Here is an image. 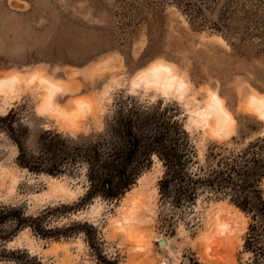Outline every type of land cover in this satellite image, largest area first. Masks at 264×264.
Instances as JSON below:
<instances>
[{
	"label": "rangeland",
	"instance_id": "obj_1",
	"mask_svg": "<svg viewBox=\"0 0 264 264\" xmlns=\"http://www.w3.org/2000/svg\"><path fill=\"white\" fill-rule=\"evenodd\" d=\"M159 64L174 84L142 81ZM254 99L264 104V0H0V119L12 114L0 121V206L26 217L53 209L43 229L55 231L26 227L6 248L40 264H264V219L201 185L193 200L162 194L155 155L117 201L86 199L84 165L50 175L18 160V143L37 154L46 132L81 145L121 110L158 108L183 125V163L197 179L214 156L264 137ZM213 100L232 119L221 134ZM260 190L264 198V179Z\"/></svg>",
	"mask_w": 264,
	"mask_h": 264
},
{
	"label": "trees",
	"instance_id": "obj_2",
	"mask_svg": "<svg viewBox=\"0 0 264 264\" xmlns=\"http://www.w3.org/2000/svg\"><path fill=\"white\" fill-rule=\"evenodd\" d=\"M11 113L0 121L10 119ZM183 125L173 117L165 118L155 109L119 111L110 131L96 141L70 146L60 134L46 132L40 137L37 154L25 152L19 145V164L31 172L58 175L77 165L86 168L89 182L86 199L101 197L120 200L131 190L143 169L155 155L163 163L165 173L160 182L162 194L174 188L178 202L193 200L197 185L229 195L232 202L256 220L264 219V198L260 185L264 179V137L250 143L239 155L214 156L216 165L193 179L186 172ZM13 138V135H11ZM47 209L37 217H26L20 207L0 206V261L13 264H40L23 250H9V243L22 229L32 228L40 236L50 232L43 222L52 213ZM249 248V241H246ZM250 250V249H249Z\"/></svg>",
	"mask_w": 264,
	"mask_h": 264
},
{
	"label": "bare ground",
	"instance_id": "obj_3",
	"mask_svg": "<svg viewBox=\"0 0 264 264\" xmlns=\"http://www.w3.org/2000/svg\"><path fill=\"white\" fill-rule=\"evenodd\" d=\"M14 77V76H13ZM39 77V75L37 77H35V79H37ZM11 78V77H10ZM40 79H42L41 77H39ZM38 78V80H39ZM34 79V81H35ZM8 80V79H7ZM14 80H16V78H11L10 80L7 81V85H10L12 87V83L14 82ZM19 81V79H17ZM37 80V81H38ZM45 80V79H44ZM3 81V80H2ZM32 81V80H31ZM142 81L147 84V85H161L162 87H166L171 85L172 83L174 84L175 81V77L173 75H171V70L163 65H155L154 67H152L148 73L146 74V76L142 79ZM5 82V81H4ZM3 82V83H4ZM20 82V81H19ZM43 82V81H42ZM45 82H47L45 80ZM44 82V83H45ZM2 85H5L3 84ZM6 83V82H5ZM33 83V81H32ZM43 83V84H44ZM14 84H17L16 82ZM42 85V84H41ZM45 86V85H44ZM51 87V86H50ZM172 87V86H171ZM181 87V84H180ZM7 88V87H4ZM3 88V89H4ZM12 90V89H10ZM54 90V89H53ZM167 90V89H166ZM7 91V89H6ZM4 92V91H3ZM216 100V99H214ZM212 102L211 104V112L210 115L215 114L218 117V122L215 124V131L216 133H220L223 130V127L226 126L225 123L228 121L232 122V119L230 118V116L227 114V112L224 110V108L222 106H219V103L216 104V102ZM48 101V100H46ZM46 106V105H45ZM264 104L263 101L258 100V99H254L251 104L249 105L250 110L254 111V112H261V110L263 109ZM206 111V110H205ZM207 112H209L207 110ZM214 115V116H215ZM209 116V115H208ZM212 117V116H210ZM205 120V119H204ZM214 121V120H213ZM205 122V121H204ZM231 124V123H230ZM221 134V133H220ZM159 246H161L162 248H167L169 243L168 241L164 240V239H159ZM161 243V244H160ZM160 248V247H159ZM157 249V248H156Z\"/></svg>",
	"mask_w": 264,
	"mask_h": 264
},
{
	"label": "water",
	"instance_id": "obj_4",
	"mask_svg": "<svg viewBox=\"0 0 264 264\" xmlns=\"http://www.w3.org/2000/svg\"><path fill=\"white\" fill-rule=\"evenodd\" d=\"M161 244V243H160Z\"/></svg>",
	"mask_w": 264,
	"mask_h": 264
}]
</instances>
